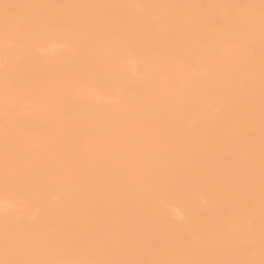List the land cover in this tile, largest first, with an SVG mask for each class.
<instances>
[{
    "label": "bare ground",
    "instance_id": "1",
    "mask_svg": "<svg viewBox=\"0 0 264 264\" xmlns=\"http://www.w3.org/2000/svg\"><path fill=\"white\" fill-rule=\"evenodd\" d=\"M0 264H264V0H0Z\"/></svg>",
    "mask_w": 264,
    "mask_h": 264
}]
</instances>
